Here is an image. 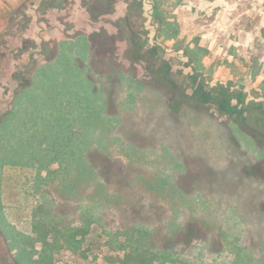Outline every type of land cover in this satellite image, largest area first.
<instances>
[{"label": "rangeland", "instance_id": "obj_1", "mask_svg": "<svg viewBox=\"0 0 264 264\" xmlns=\"http://www.w3.org/2000/svg\"><path fill=\"white\" fill-rule=\"evenodd\" d=\"M140 1L148 15L153 0H0V121L19 91L32 87L0 125V141L8 143H0V264H34L39 220L50 227L49 242L54 230L88 223L76 250L57 240L51 264H132L120 243L135 229L151 250L174 260L152 264H264L263 130L210 106L170 108L178 91L153 76L160 60L178 68L182 50L199 46L212 82L233 79L264 91V0H157L176 26L171 39L163 35L168 27L136 18ZM143 28L156 34L152 69L136 39ZM69 68L78 69L95 102L96 112L86 115L84 105L70 107L82 113L71 132L83 137L86 169L6 164L39 159L24 151L33 144L30 120L45 101L37 89L49 97L69 80L84 91ZM83 91L78 97L86 101Z\"/></svg>", "mask_w": 264, "mask_h": 264}, {"label": "trees", "instance_id": "obj_2", "mask_svg": "<svg viewBox=\"0 0 264 264\" xmlns=\"http://www.w3.org/2000/svg\"><path fill=\"white\" fill-rule=\"evenodd\" d=\"M181 1L182 0H173L172 4L176 5ZM158 3L157 0H153L151 12L145 15V12L141 9L142 3L140 1L138 3V8L140 7V9L136 12V18H141V16L144 15L145 18L142 19L141 22L143 26L147 24L146 17H148L150 19V25L151 23L153 25L158 23L159 26L168 27L169 31L166 29V32L163 33L164 37L166 39L175 38L176 26L174 23L168 22L165 19L159 10ZM136 39L140 41V46L146 49L142 54V59L146 60V55H148L147 65H149L151 69L154 68L157 64V59L155 58L157 46L154 43L156 34H151L150 29L143 28L136 32ZM182 51L184 53V60L181 61L178 68H174L172 59L171 61L160 60V66L153 71L155 78H159L162 83L168 84L172 90L175 89L179 93L180 101H174L172 98H169V106H171V108L177 107L182 101H187L189 104L201 107L210 106L215 109L219 115L225 118L238 119L240 122L246 121L254 124L256 127L263 130L262 133L264 134V91L253 93L247 90L245 85L233 79L226 81V83L218 80L212 82L211 76L209 74H204L205 67L200 58V55L203 53L202 48L196 46L194 48H184ZM70 70L76 72L78 80L80 82L82 81L81 83L84 85V91L82 89L72 90L67 85L69 80L60 82L52 80V88L55 87L54 84H57L56 82L60 83V85L61 83H66V85L58 88L59 92L56 90L57 88L53 89V93L48 94L49 97L46 96L48 92L45 88L36 90L40 92L39 95L42 94L44 96L45 101L43 104L42 101H40L42 106L41 110H38V113L35 115L36 118L30 120L33 122V125L27 132L30 133L28 136L33 144L30 145V147L28 146V150L24 151H26V155L32 154L39 159L37 160L34 157L35 160L32 161L27 160L6 164L28 166H33L35 164L38 166V170L44 169L47 173H51L50 165L53 163L58 165L57 172L59 169L66 170L73 164H76L79 173H83L82 171L86 169L84 165L80 164V158L85 146L83 137H74V134L71 132L72 121L81 118L80 115L82 113L78 111L73 112L70 107L74 104L73 102L84 105V108H82L84 115H86L87 112L95 113L96 108H94L95 102L92 95L90 96L88 90L85 88L88 84L84 79L78 76V69L74 68ZM64 75H66L65 72ZM31 89L32 87H30V89L22 88L19 91L14 99L11 111L0 121V125L3 124L11 113L20 108L21 104L18 97ZM79 91L88 94V99L86 101L78 97ZM61 92L63 95L66 94L64 95L65 97L61 96L59 99L50 97L53 94L59 95ZM89 108H91V111ZM19 126V128L23 129L25 127V129H27L24 120H21ZM236 130H238V127ZM0 143L2 146L8 147V143L5 142L4 139H2ZM31 148H35L37 151L32 153ZM251 171L256 174L257 169L255 166L252 167ZM43 222L44 220H39L38 223L35 224L36 227H38V234L35 240L41 242V248L36 252L34 250V254L36 253V259L33 261L34 264H51L52 253L56 249L55 245L59 239L67 244L71 250L79 248L81 239L78 238V236H83V234L87 232L88 227L87 223L84 230L81 228L67 229L62 232L54 230V239L52 242H49L47 237L50 227L47 228L45 226L46 224H43ZM145 239L143 232L140 231L137 233L136 229L129 231L124 240L120 243V248L126 249L124 260L132 264H152L154 261H158L159 263L174 261L166 252L151 250L150 247L146 245ZM181 264L188 263L184 262Z\"/></svg>", "mask_w": 264, "mask_h": 264}, {"label": "flooded vegetation", "instance_id": "obj_3", "mask_svg": "<svg viewBox=\"0 0 264 264\" xmlns=\"http://www.w3.org/2000/svg\"><path fill=\"white\" fill-rule=\"evenodd\" d=\"M153 76H154V75H153ZM154 77H155V76H154ZM154 77H153V78H154ZM136 83H137V85H141V83L138 82V81H137ZM169 107L171 108V106H169ZM201 109H202V108H201ZM193 111H194V107H193ZM197 112H198V111H197ZM197 112H196V113H197ZM197 114H199V113H197ZM223 124H225V123H223ZM238 130L240 131V133H243L242 130H240V129H238ZM230 131H231V133H232V129H229V131H228V132H229V136H230V134H231ZM244 135H246V134H244ZM229 136H228V137H229ZM228 142H229L230 145H231L232 147H234V148L239 147V143H238L237 139H235L234 136H233L232 134H231L230 138L228 139ZM263 144H264V142H263ZM260 149H261V151H263V153H264V147H263V145L261 146ZM262 161H264V158L262 159ZM255 168H257V167H255ZM252 172H253V171H252ZM256 172H257V171H256ZM248 173L251 174V171L248 172ZM256 174H257V173H256ZM257 175H258V174H257ZM257 175H256V176H257ZM259 176H260V175H259Z\"/></svg>", "mask_w": 264, "mask_h": 264}]
</instances>
